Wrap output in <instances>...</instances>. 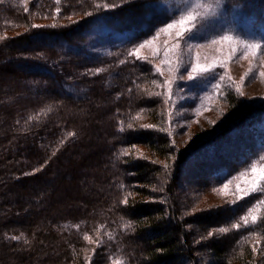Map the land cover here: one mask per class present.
<instances>
[{
	"label": "trees",
	"instance_id": "obj_1",
	"mask_svg": "<svg viewBox=\"0 0 264 264\" xmlns=\"http://www.w3.org/2000/svg\"><path fill=\"white\" fill-rule=\"evenodd\" d=\"M204 5L264 40V0H0V264H264V192L199 200L264 160V104L226 87V122L172 148L160 77L129 55Z\"/></svg>",
	"mask_w": 264,
	"mask_h": 264
},
{
	"label": "rangeland",
	"instance_id": "obj_2",
	"mask_svg": "<svg viewBox=\"0 0 264 264\" xmlns=\"http://www.w3.org/2000/svg\"><path fill=\"white\" fill-rule=\"evenodd\" d=\"M188 13L196 17L195 27L191 33H186L180 39L179 48L169 52L168 60L171 63H164V50L166 47L171 49L172 45L177 42L176 32L178 28L174 27L167 32L160 30L173 20H179L182 15ZM182 15L160 27L150 37L135 43L131 47L130 53L138 49L140 59L149 61L159 75L158 86L163 92L166 102L167 118L169 117L170 123L169 132L172 135V140L179 148L187 149L226 122L229 117L228 106L224 101L226 87L232 88L244 104L252 106L264 104V76L261 75L264 73V40L247 38L237 30L229 29L228 23L226 25L219 20L218 13L213 6L195 7ZM244 28L248 29V26ZM246 34L252 35L250 29L249 31L246 30ZM224 35L231 36L232 40H221L220 38ZM146 41L149 43H145ZM213 41L216 42L213 43ZM141 44H144V47L140 48L139 45ZM249 45H256L257 47L251 49L248 47ZM233 47H236L238 51L229 59ZM178 58L183 62L181 70L170 71V67L176 64ZM213 61L222 62V66L216 68L214 76L205 74L192 80L188 79L192 64H208ZM246 73L247 76H245ZM222 76L224 77L223 80L220 79ZM242 76H245L243 82L241 81ZM166 80L173 81L171 89L165 84ZM216 84H219L218 88L213 87ZM237 89L243 93L242 97L238 94ZM221 112L224 115H221ZM144 150L140 147L137 151L144 153ZM253 166L257 169L264 168V160L256 162L249 168L235 174L212 191V194L207 193L202 197L200 196V202L204 205L217 204L220 201H228L233 204L232 201L237 200V185L248 187L253 176L251 171ZM194 179L197 180V178H191V180ZM226 183L229 187L222 192L221 189ZM257 188V192H264V183L259 184ZM261 206H264V196L262 201L257 204L254 203L249 208V216L247 217L249 221L252 222L251 217L253 215L257 217ZM91 250L92 246L87 249L85 254L90 255ZM257 257L262 258L261 254H258Z\"/></svg>",
	"mask_w": 264,
	"mask_h": 264
},
{
	"label": "snow or ice",
	"instance_id": "obj_3",
	"mask_svg": "<svg viewBox=\"0 0 264 264\" xmlns=\"http://www.w3.org/2000/svg\"><path fill=\"white\" fill-rule=\"evenodd\" d=\"M105 8L109 7V5H104ZM57 14H59L60 9L56 10ZM195 21H196V17L194 15H192L191 13H188L187 15H182L179 20H173L171 23L165 25L164 28H162L160 31L162 32H167L169 29H172L174 27H177L178 30L176 32V37H177V42L175 44L172 45L171 49H168L167 47L164 50V55H165V61L164 63H171L168 60V55L170 51H173L177 48H179V41L180 39H182L186 33H191L193 28L195 27ZM33 27H42L40 25H34ZM53 27H55V25H53ZM223 41H231L232 37L229 35H224L220 38ZM216 41H213V43H215ZM145 43H149V42H145ZM140 48L144 47V44L139 45ZM251 49H255L257 46L256 45H249L248 46ZM236 51H238V49L236 47H233L232 52L230 54V56L228 57L229 59L231 58V55H234L236 53ZM129 55H135L137 57V59H140L139 56V50L136 49L133 52L129 53ZM245 55H247V53H245ZM253 55H255V52H253ZM182 60H180L179 58L177 59V62L174 66L170 67V71H180L181 70V64H182ZM218 66H222V62L220 61H213L212 63H208V64H199V63H194L192 64V68L191 71L188 74V79L192 80L194 78H197L201 75H205V74H212L214 76L215 74V70ZM99 71V70H98ZM262 76H264V73H261ZM245 76H247V73L245 74ZM245 76L241 77V81L243 82L245 79ZM221 80L224 79V77L222 76L220 78ZM173 81L172 80H166L165 84L168 86L169 89H171V85H172ZM214 88H218L219 84L213 85ZM238 94L242 97L243 93L239 92V89H237ZM156 95H160V93H157ZM221 115H224L223 112H221ZM215 123V122H213ZM144 127H151V126H144ZM129 128H131V125H129ZM71 135V133L69 134ZM170 147L174 148L175 144L174 142L170 145ZM179 151V150H177ZM125 155H127V152H125ZM165 168H168L169 165H165ZM253 176L251 181L248 184V187H241L240 184L237 185L236 187V193H237V200L236 201H232L233 204H235L238 200L243 199L246 196H249L252 194V192H255L258 190L257 186L259 184L264 183V168H260L257 169L255 166L252 167L251 169ZM243 175V174H242ZM230 183V182H229ZM229 185L226 183L223 186V189H221V191L223 192L224 190L228 189ZM251 220L253 223H255L257 221V217L255 215H253L251 217ZM244 223L245 225L248 224V220L247 218H244ZM233 228H238L239 225L234 224L232 226ZM229 229L225 228V227H221L219 228V232L220 233H226L228 232ZM214 235L213 232H209L208 236L212 237ZM13 239H18V237H12ZM85 239H89V237L85 236Z\"/></svg>",
	"mask_w": 264,
	"mask_h": 264
}]
</instances>
